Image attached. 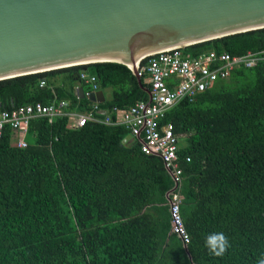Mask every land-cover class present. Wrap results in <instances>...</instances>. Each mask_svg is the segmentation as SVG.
Here are the masks:
<instances>
[{"label":"trees","instance_id":"obj_1","mask_svg":"<svg viewBox=\"0 0 264 264\" xmlns=\"http://www.w3.org/2000/svg\"><path fill=\"white\" fill-rule=\"evenodd\" d=\"M208 50L264 52V27L181 49ZM82 71L110 89L98 103L100 118L148 98L126 64L103 61L1 79L0 111L61 99L87 109L92 102L77 93L88 89ZM141 82L150 87L145 73ZM160 122L172 123L179 139L186 247L170 232L172 181L160 157L134 138L123 141V124L75 127L66 116L35 117L26 146H17L9 124L0 137V264H256L264 256L263 60L174 104ZM213 232L230 241L223 257L204 246Z\"/></svg>","mask_w":264,"mask_h":264},{"label":"water","instance_id":"obj_2","mask_svg":"<svg viewBox=\"0 0 264 264\" xmlns=\"http://www.w3.org/2000/svg\"><path fill=\"white\" fill-rule=\"evenodd\" d=\"M263 27L264 0H0V80L112 61L150 97L138 72L143 57Z\"/></svg>","mask_w":264,"mask_h":264},{"label":"built area","instance_id":"obj_3","mask_svg":"<svg viewBox=\"0 0 264 264\" xmlns=\"http://www.w3.org/2000/svg\"><path fill=\"white\" fill-rule=\"evenodd\" d=\"M184 47L159 50L141 59L143 61L141 65L140 62L138 64V72L140 76L145 73L150 84V97L147 100L136 101L127 108L113 107L104 118L96 116L99 102H92L84 110H74L69 109V102L65 99L50 103L37 101L12 110H1L0 137L4 125L9 124L18 137L17 146H26L24 135L30 120L35 117L54 119L66 116L75 127L83 126L88 121L101 120L107 124H123L129 130L131 138L139 142L142 152L160 157L172 181L165 194L170 214V232L176 234L183 245H186L190 237L180 213L182 195L178 187L182 180V168L177 153L179 139L172 123L160 121L174 104L183 99L192 100L198 93L212 87L216 80L228 78L235 68L252 67L260 60H263L264 68V52L248 50L233 55L208 50L190 55L181 51ZM79 79L88 87L84 90L85 98L89 93L101 89L94 74L82 71ZM44 84L45 80H40L39 85ZM112 114L113 118L110 116ZM185 160L189 161L190 158L187 156Z\"/></svg>","mask_w":264,"mask_h":264},{"label":"clouds","instance_id":"obj_4","mask_svg":"<svg viewBox=\"0 0 264 264\" xmlns=\"http://www.w3.org/2000/svg\"><path fill=\"white\" fill-rule=\"evenodd\" d=\"M186 245L184 246L186 247ZM204 246L208 250L209 255L223 257L231 247V244L228 237L224 233L213 232L205 236ZM256 264H264V256L258 257Z\"/></svg>","mask_w":264,"mask_h":264},{"label":"rangeland","instance_id":"obj_5","mask_svg":"<svg viewBox=\"0 0 264 264\" xmlns=\"http://www.w3.org/2000/svg\"><path fill=\"white\" fill-rule=\"evenodd\" d=\"M103 91H104L105 96H108L109 93H110V89H109V88H107V89H105V90H103Z\"/></svg>","mask_w":264,"mask_h":264}]
</instances>
